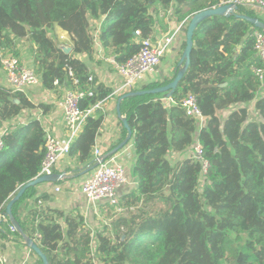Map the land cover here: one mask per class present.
Returning <instances> with one entry per match:
<instances>
[{"label": "trees", "instance_id": "16d2710c", "mask_svg": "<svg viewBox=\"0 0 264 264\" xmlns=\"http://www.w3.org/2000/svg\"><path fill=\"white\" fill-rule=\"evenodd\" d=\"M228 1L0 0V54L18 57L17 41L27 38L35 46L34 69L46 89H54L56 80L72 86L68 64L87 88L91 72L76 55L92 56L95 22L100 23L98 38L105 52L123 63L140 51L143 39L152 38L153 8H170L176 20L187 22L197 12ZM238 10L212 16L197 26L190 65L172 96L173 106L160 100L162 93L122 100L121 113L133 132L132 173L137 186L121 197L120 205L136 209L120 213L110 224V233L106 225L94 236L85 228L83 216L39 209L32 210L30 230L22 221L20 206L33 197L36 186L13 205V215L25 233L33 239L35 233L40 234L36 242L49 264H264V96L255 103L259 120L247 122V107L233 110L224 121L218 115L220 110L252 101L264 85L253 71L262 65L255 54L254 31L264 32V28H254L242 16L264 20L254 11ZM57 28L70 36L72 54L65 53L55 40ZM185 46L184 41L183 51ZM178 64L172 79L142 89L171 82ZM95 93L81 100L82 108L107 98L112 91L98 83ZM188 94L197 96L207 118L202 128L180 104ZM40 106L47 110L45 104ZM29 107L34 105L20 92L0 85V124ZM97 114L87 119L72 144L70 155L79 165L71 170L76 177L96 163L92 150L104 120V114ZM45 136L37 118L3 136L1 212L6 213V205L24 184L38 177ZM196 136L210 161L204 180L199 161L192 157L174 165L170 156L189 148ZM2 230L8 232L5 227Z\"/></svg>", "mask_w": 264, "mask_h": 264}, {"label": "crops", "instance_id": "0c3cea01", "mask_svg": "<svg viewBox=\"0 0 264 264\" xmlns=\"http://www.w3.org/2000/svg\"><path fill=\"white\" fill-rule=\"evenodd\" d=\"M239 8H245L247 10L254 11L259 16V18H262L264 20L263 9L256 7ZM153 11L156 15V26L152 39L155 41L159 40L164 35H169L177 31L181 22H183L176 20L175 16L173 15V11L170 8L166 9L159 5V9L157 10L153 8ZM95 24L97 25L98 29L96 31L97 37L95 38V48L92 56L90 57L87 54H78L76 55V57L81 61L86 62L90 72L94 75L97 84L103 83L105 86L110 88L111 91H113L115 90V88L121 85L123 78L117 73L116 68L111 61V59L115 57L112 54H107L102 47L101 42L99 41L98 34L100 23L95 22ZM187 24L179 30V34L174 38L171 47L165 53V56L161 60V62L157 66L152 68L148 73H146L139 80L133 90L142 89L146 84L152 82L172 79L177 68V64L182 56L183 43L184 41L186 42L185 34ZM253 27L256 28L254 25ZM55 36V40L58 41L62 49L65 51L66 48H71V51L68 53L72 54L73 43L70 36L59 28L56 29ZM17 49L19 52L18 58L20 62L23 65L34 69L33 55L36 50L34 44L27 38L20 39L17 41ZM241 49L242 45H239L237 48L238 52H240ZM1 54L0 58L9 56H3V54H7L6 52H3ZM255 54L256 56H258L256 51ZM253 71H255V67L253 68ZM0 85L10 88L5 70L1 64V59ZM68 88L72 87L66 84H57L54 89H46L43 86L42 80L40 78L39 84L33 87H28L24 92H20L28 101H30L34 105V107L24 108L17 118L0 124V133L1 131H6V134H8L14 130H17L19 127L27 125L34 118H37L40 120L46 133L49 132L58 137L64 136L66 134V126L62 111V101ZM124 92L125 91L120 92L114 98L107 101L105 106L96 112L99 115L104 114V120L92 150V156L94 160L96 159V149H99L102 152V155L106 154L108 150L115 147L124 139V126L117 114V99L119 96L124 94ZM162 96L163 97H161L160 100H162L166 106L170 107L176 103L172 97L168 98L165 94H163ZM263 96L264 85H261V88L256 94L255 99L250 102L233 105L225 110H220L218 111V115L224 121L233 110L238 109L239 107H247V109L249 110V118L247 122L259 120L260 117L259 113L255 109V103L258 98ZM15 100H19L18 104H20L21 100L19 98H16ZM41 104H45V106H47V110L42 108L40 106ZM206 121L207 118H205L203 125L199 124L200 128H202L206 124ZM197 137L198 136H196V139H198ZM133 143L134 139L132 138V140L124 148H122L118 153L114 154V157L110 158L111 162H117L118 165L125 168L128 177V183L124 184L118 189L120 200L124 194L132 191L137 186L136 179L134 178L132 173L133 164L135 162ZM70 154L58 163L57 168L54 172L56 174H65L64 178L55 182L40 183L35 185L36 187L32 186L35 187V194L32 198L28 199L25 203L23 202L20 206V210L22 209L20 214L22 217V221H24L29 226V229L32 230L33 224L31 223V221H34V217L32 215L33 209L46 211L60 210L65 214H78L80 216H83L85 220V228L91 230L94 236L97 234V232L102 231V228L98 224L93 222L94 220L102 222L104 226L108 225L107 232L110 233V224L115 218L122 215L120 214L122 212H118L117 208L108 203V201L106 200L97 202L88 200V198L81 191V184L91 174V172L89 171L87 173H81L76 177L74 175L75 173L71 172V170L79 165L75 162L74 158L71 157ZM192 154L193 152L191 145L183 152H172L170 156L172 159V163L175 165L178 160L192 158ZM38 177H40L39 174ZM122 207L126 210L128 208H131V206H129L128 208L125 206ZM133 207L136 209V206ZM108 208L114 209V212L117 214L115 218L106 216ZM0 213L5 216L0 223V259L3 260H0V264H43V260L40 258V256L26 244L24 237L21 235L23 237V239H21L19 238L20 236L17 235L18 232L15 233L10 231L9 226L11 224V221L7 213L1 211ZM44 214L45 213L43 212L41 214V217H43ZM89 218L93 221H90ZM58 220L62 221L63 218H59ZM4 227L8 229V232L2 230L4 229ZM36 234L37 233H35V237ZM37 239L39 238H36L34 240L37 241Z\"/></svg>", "mask_w": 264, "mask_h": 264}, {"label": "built area", "instance_id": "2783aa9c", "mask_svg": "<svg viewBox=\"0 0 264 264\" xmlns=\"http://www.w3.org/2000/svg\"><path fill=\"white\" fill-rule=\"evenodd\" d=\"M226 3L233 4V8L256 7L264 10V0H229ZM187 22H181L177 31L169 35H164L159 40L155 41L152 38L143 39L140 51L126 62L119 63L115 58H112L111 61L117 73L123 78L121 85L115 88L107 98L97 101L86 108L81 107V100L85 97H94L96 95L95 85L97 83L95 84L94 75L92 73L88 75L86 80L88 87L84 88L75 68L70 64L66 66L67 77L71 80L72 84L70 86L72 88L66 90L62 101L66 134L58 137L52 133H46L44 156L39 176L51 175L55 172L58 163L70 154L72 144L81 133L90 116H93L98 110L102 109L107 101L114 98L120 92L133 90L139 80L161 62L165 53L171 47L174 38L179 34V30L183 26H186ZM254 38V49L262 63L261 66L255 67V72L261 80H264V32L255 30ZM1 64L5 70L8 84L13 91L24 92L28 87H33L40 83V76L36 73L35 69L23 65L17 56L9 55L1 57ZM57 84L58 81L56 80L55 85ZM180 104L185 108L189 116L194 117L199 124H204L206 116L199 107L195 94H188L180 101ZM5 134L6 131H1L0 133V151L4 148L3 136ZM192 152V157L202 165L201 175H203L202 180H204L210 166V161L206 157L204 147L199 139L193 142ZM95 155V160L99 164L90 171L91 174L82 182V193L92 202L106 200L115 206L118 212H124L126 209L120 205L118 189L128 183L125 168L118 165L117 162H111L110 158L115 155L104 161H101L102 152L99 149H96ZM130 209H134V207L131 206ZM4 217L0 213V223ZM9 228L11 232H17L16 227L12 223ZM40 237V234L37 233L36 238ZM94 247L95 243L93 242V249ZM0 260L3 261L2 259Z\"/></svg>", "mask_w": 264, "mask_h": 264}, {"label": "water", "instance_id": "95a60500", "mask_svg": "<svg viewBox=\"0 0 264 264\" xmlns=\"http://www.w3.org/2000/svg\"><path fill=\"white\" fill-rule=\"evenodd\" d=\"M232 5L233 4H231V3H224V4H221L217 7H212V8L202 10V11L194 14L190 18V20H188V25H187L186 34H185L186 46H185V49L182 53L181 59L179 61L178 69L176 71V76L171 82H169L168 84H166L164 86H159V87H155V88L148 89V90H145V89L130 90V91H128V92H126V93H124L118 97V99H117V114H118V117L120 118L123 126L127 130V135L109 153L103 154L101 156V161H104V160L108 159L109 156L118 153L122 148H124L132 140L133 132H132V130H131L128 122H127V119L121 113V102H122V100L125 99L126 97H129V96L144 95L146 93H153V94L162 93V94H165L166 97L171 98L174 95V93L176 92L178 85H179V82L182 80L185 72L189 68L190 54H191V50H192L193 45H194L193 35H194V32H195L197 26L202 21H204L207 18H210L212 16H215V15H222V16L227 15L228 16V15L233 14L235 12V10H237L239 7L233 8ZM242 17L245 18L246 20H248L249 22H251L256 28H264V22H262L258 18H250L248 16H242ZM70 51H71V48L65 49V52H67V53ZM15 102L18 103L19 100H15ZM98 164H99V162L96 161V163L94 164V166L92 168L85 170L83 173H87V172L93 170L95 167L98 166ZM64 176H65V174L53 173L51 175H43V176L37 177L34 180L27 182L26 184H24L19 189L17 194L10 200V202L6 206V213L9 216L11 223L16 227L17 232L24 237L26 244L40 256V258L43 260V264H49L47 256L43 253V251L39 247L38 243L32 237H29L25 233V231L23 230L20 223L15 219L13 212H12V207L17 201H19L21 199V197L23 196V194L26 192V190L28 188L35 186L37 184H40V183H44V182H55L57 180L64 178Z\"/></svg>", "mask_w": 264, "mask_h": 264}, {"label": "rangeland", "instance_id": "374dc122", "mask_svg": "<svg viewBox=\"0 0 264 264\" xmlns=\"http://www.w3.org/2000/svg\"><path fill=\"white\" fill-rule=\"evenodd\" d=\"M54 37L56 38V36H55V34H54ZM6 55V54H5ZM4 56V55H3ZM5 154H3V153H0V160L2 159V158H4V157H6V156H4ZM106 216L107 217H116L117 216V214L114 212V209L113 208H108V211H107V214H106ZM89 220L90 221H93V220H91L90 218H89ZM94 223H96V224H98L102 229H103V226H104V224L102 223V222H100V221H98V220H94L93 221Z\"/></svg>", "mask_w": 264, "mask_h": 264}, {"label": "clouds", "instance_id": "9594fccd", "mask_svg": "<svg viewBox=\"0 0 264 264\" xmlns=\"http://www.w3.org/2000/svg\"><path fill=\"white\" fill-rule=\"evenodd\" d=\"M112 157V156H111ZM109 159V158H108Z\"/></svg>", "mask_w": 264, "mask_h": 264}]
</instances>
